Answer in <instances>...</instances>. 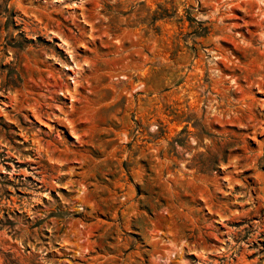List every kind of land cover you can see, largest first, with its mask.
Instances as JSON below:
<instances>
[{"label": "rangeland", "instance_id": "374dc122", "mask_svg": "<svg viewBox=\"0 0 264 264\" xmlns=\"http://www.w3.org/2000/svg\"><path fill=\"white\" fill-rule=\"evenodd\" d=\"M0 264H264V0H0Z\"/></svg>", "mask_w": 264, "mask_h": 264}, {"label": "trees", "instance_id": "16d2710c", "mask_svg": "<svg viewBox=\"0 0 264 264\" xmlns=\"http://www.w3.org/2000/svg\"><path fill=\"white\" fill-rule=\"evenodd\" d=\"M172 17V15H169V14H167V12L166 11H162V13L160 14V16H159V18L160 19H163V18H171ZM187 20L190 22V23H194V24H196L198 27H200V36H204L206 33H207V31H206V28H203V27H201V24L199 23V22H197L196 20H194V19H192V18H190V17H188L187 18ZM175 142L177 143V144H181L182 143V140H175Z\"/></svg>", "mask_w": 264, "mask_h": 264}]
</instances>
